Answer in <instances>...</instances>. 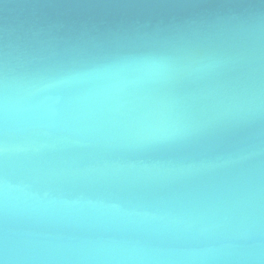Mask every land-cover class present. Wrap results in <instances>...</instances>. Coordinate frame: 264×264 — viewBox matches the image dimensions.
<instances>
[{"label": "water", "instance_id": "1", "mask_svg": "<svg viewBox=\"0 0 264 264\" xmlns=\"http://www.w3.org/2000/svg\"><path fill=\"white\" fill-rule=\"evenodd\" d=\"M5 264H264V0H0Z\"/></svg>", "mask_w": 264, "mask_h": 264}, {"label": "snow or ice", "instance_id": "2", "mask_svg": "<svg viewBox=\"0 0 264 264\" xmlns=\"http://www.w3.org/2000/svg\"><path fill=\"white\" fill-rule=\"evenodd\" d=\"M0 264H5V261L3 259H0Z\"/></svg>", "mask_w": 264, "mask_h": 264}]
</instances>
